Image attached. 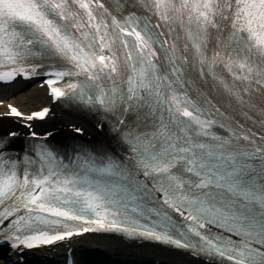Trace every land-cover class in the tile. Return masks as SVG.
I'll list each match as a JSON object with an SVG mask.
<instances>
[{
	"label": "snow or ice",
	"instance_id": "1",
	"mask_svg": "<svg viewBox=\"0 0 264 264\" xmlns=\"http://www.w3.org/2000/svg\"><path fill=\"white\" fill-rule=\"evenodd\" d=\"M117 7L113 15L104 0H0V82L40 76L54 103L104 113L118 145L112 154L81 149L70 168L46 143L13 155L18 134L0 132V243L22 250L103 230L209 264H264V135L218 134V109L190 94L194 78L242 108L264 107V0ZM7 108L30 130L51 111ZM26 159L41 166L29 170ZM73 221L89 226L61 230Z\"/></svg>",
	"mask_w": 264,
	"mask_h": 264
},
{
	"label": "bare ground",
	"instance_id": "2",
	"mask_svg": "<svg viewBox=\"0 0 264 264\" xmlns=\"http://www.w3.org/2000/svg\"><path fill=\"white\" fill-rule=\"evenodd\" d=\"M26 85L25 81H15L7 88L0 87V100L2 105L0 106V131L4 132L8 130H14L17 133H26L27 127L24 125L29 123L25 120L14 121L10 117L5 116L8 113L7 105L11 104L18 107L24 113H31L40 106L47 105L49 97L46 95L44 88L36 82L32 87L28 88L24 92H18ZM51 115L41 122L32 121L33 129L36 131H48L55 137H61L74 127L81 128L84 135L95 136L98 133L96 125L93 128L90 120L84 116H78L68 113L54 103H50ZM97 129V130H96ZM67 247L73 249L78 255L79 250L82 247L90 245L92 247H99L108 251H119L128 255L132 259L143 260L147 257L155 258L159 261L167 262L169 264H209L202 260L194 259L184 253H179L173 250L161 248L155 245L148 244H126L118 238L107 236H84L78 239H71L67 241ZM65 246L57 247L58 251H64ZM138 261V262H139Z\"/></svg>",
	"mask_w": 264,
	"mask_h": 264
}]
</instances>
